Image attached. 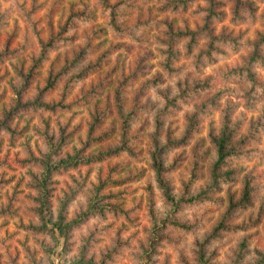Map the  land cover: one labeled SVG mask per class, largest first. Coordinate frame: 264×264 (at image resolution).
Masks as SVG:
<instances>
[{
  "label": "rangeland",
  "instance_id": "374dc122",
  "mask_svg": "<svg viewBox=\"0 0 264 264\" xmlns=\"http://www.w3.org/2000/svg\"><path fill=\"white\" fill-rule=\"evenodd\" d=\"M175 1L0 0V264H264V0ZM51 141L92 161L54 172L41 214ZM102 184L119 211L61 235Z\"/></svg>",
  "mask_w": 264,
  "mask_h": 264
},
{
  "label": "trees",
  "instance_id": "16d2710c",
  "mask_svg": "<svg viewBox=\"0 0 264 264\" xmlns=\"http://www.w3.org/2000/svg\"><path fill=\"white\" fill-rule=\"evenodd\" d=\"M184 1H175L174 4L177 6L179 4H182ZM239 5H244V2H242L241 0L237 1V6ZM171 39L173 38H177V37H182V36H190L191 39H189L188 45L191 46L194 43V40L196 39V35L197 32L194 31H171ZM215 41L214 38L211 39V43H213ZM264 41V38L260 41L256 42V50L254 55L251 57V62L253 64H256L258 60L263 61L264 60V56L259 54V46L261 45V43ZM210 43V44H211ZM170 56H173V54H170ZM38 105L43 106L41 104L38 103ZM49 107V105H45ZM51 108V107H50ZM226 128L222 131V135L221 137L218 138H213V142L216 146V156L217 160L214 163V165L211 168V178H210V184L212 186H219V180L220 179H224L227 180L229 179V177L231 176L230 173H222L221 172V168L225 163V160L227 159L228 156V152H227V148L229 145V140L231 138V134H228L226 132ZM184 140H180L177 142V144H181ZM51 144V151H49L48 154L45 155L44 159L38 160L41 165L43 166V172L41 174V178H37L36 179V185L37 188H39V198L37 199L40 202V213H43V209H47L49 206V197H48V188H46V185L48 183H50V179L52 178L54 172L56 170H64V169H71V168H76L78 167L80 164L82 163H88L89 161H92V159H84L83 157H78L77 154L74 155H70V154H66L63 158H60L58 161L56 162H52V156L53 155H57L58 151H60L61 146H62V142L59 141L57 143H53L52 141L50 142ZM175 144V143H174ZM119 151V150H117ZM114 153L116 151H113ZM94 158V157H93ZM153 158V165L152 168L156 174V180L159 183V186H161V188L163 189V194L164 196L170 200V202H174L175 199L172 197V190L171 187L166 184L164 182V177H163V172L165 171V167H164V159L161 158L160 156L158 157V155H156L155 153H153L152 155ZM103 184L98 186L96 192L93 195V198L89 201L88 207H86L83 211H81L80 213L77 214L76 218L73 219L70 223H65V216L63 213L59 214V218L58 220L55 222V227L59 230L61 235L65 234V231H67V229L69 227H72L74 225H78L81 224L83 222H85L86 220L88 221L90 218H93L94 216H103L104 214V210H114V211H119L118 206L116 205H109V204H102L101 200L104 199V197H99V192L103 189ZM249 197H250V188L248 187V185L245 187L244 193H243V197L242 199L237 202L234 203L233 206H239L241 203H247L249 201ZM245 206V205H242ZM73 264H92V262H86L83 259L77 260L76 262H74Z\"/></svg>",
  "mask_w": 264,
  "mask_h": 264
}]
</instances>
